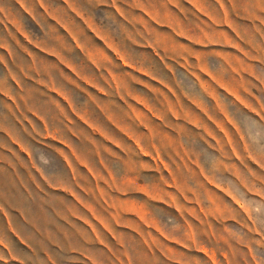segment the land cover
<instances>
[{"label":"rangeland","instance_id":"rangeland-1","mask_svg":"<svg viewBox=\"0 0 264 264\" xmlns=\"http://www.w3.org/2000/svg\"><path fill=\"white\" fill-rule=\"evenodd\" d=\"M0 264H264V0H0Z\"/></svg>","mask_w":264,"mask_h":264}]
</instances>
